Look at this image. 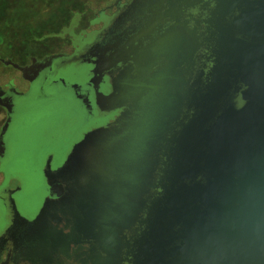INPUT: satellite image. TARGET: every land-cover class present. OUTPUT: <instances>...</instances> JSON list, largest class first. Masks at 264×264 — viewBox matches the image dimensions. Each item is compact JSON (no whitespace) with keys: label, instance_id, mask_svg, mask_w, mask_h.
I'll return each instance as SVG.
<instances>
[{"label":"water","instance_id":"95a60500","mask_svg":"<svg viewBox=\"0 0 264 264\" xmlns=\"http://www.w3.org/2000/svg\"><path fill=\"white\" fill-rule=\"evenodd\" d=\"M127 15L141 24L121 44L128 52L92 69L112 70L109 93L134 96L123 82H147L139 99L94 107L101 80L87 81L81 60L17 126L22 187L60 180L59 199L52 186L39 196L45 216L59 205L62 261L264 264V0H147Z\"/></svg>","mask_w":264,"mask_h":264},{"label":"flooded vegetation","instance_id":"af4514ba","mask_svg":"<svg viewBox=\"0 0 264 264\" xmlns=\"http://www.w3.org/2000/svg\"><path fill=\"white\" fill-rule=\"evenodd\" d=\"M139 1L146 2L147 0H112L99 11L91 9L88 11L91 17L85 27H80L82 19V14H80L72 35L61 36L67 37L66 40H68L65 50L42 58H31L23 65H18L12 61L8 63L15 77H11L5 84L0 83V116L2 118L0 124V185L5 177L3 173L4 161L6 158L9 160V167H5L4 170L7 178L6 186L0 193V264H69L62 261L59 252L60 240L57 237L60 235L58 227L61 226L59 205L51 210L54 211L52 217L45 216L44 212L46 209L50 211L51 207L45 204L49 199L44 201L45 199L39 196L42 194L45 198L47 187L52 186L53 190L49 197L53 196L55 201L57 198L59 199L61 196L59 191L60 180L56 175L53 177L43 175L39 179L38 185L36 184V189L33 188L32 193L25 190L29 184L22 187L24 184L20 181H23L24 174L21 172L22 167L18 166L20 160L17 161L20 149L15 147L24 148L26 146V142L20 141V139L22 140L21 136L26 134V129L17 126L25 117L29 107L32 106V102L39 101V93L59 89L58 84L70 66L69 64L81 60L88 62L87 67L89 69L85 72L88 77L87 81L101 80L96 81L94 85L89 82L92 84L90 88L93 90V94L89 96L94 101V105L96 104L94 107L99 108L101 106V104H97V100L116 101L127 97L134 100L139 99V91L143 90L142 86L147 82L134 78L123 82L124 86L120 88L123 91H133L134 96L131 94L118 95L116 91L109 93L103 82H107L105 76L112 70L101 67L99 72H95L92 69V67H97L99 63L108 66L110 60L121 59L128 52V49L123 50L121 44L126 37L135 36L136 31L132 28L141 26L139 21L136 24L132 20L133 17L127 15L128 7ZM139 19L141 18L139 17ZM118 55L119 57H117ZM97 58L103 60L98 61ZM69 69L72 70V67ZM21 81L22 84H20ZM96 89H99L102 94H99ZM73 99H76V89L74 93L71 91V100ZM86 99L88 100L87 97ZM41 108H39V114L47 116L48 111ZM44 131L50 132L47 138L49 142L46 143L47 148L57 151L61 145V140L55 134L56 127L50 125ZM43 145L45 146V143ZM14 148L17 151H14ZM55 153L58 155L57 152ZM30 156L34 161L36 160L34 153H31ZM19 192H25V197L30 196L28 197L29 201L21 202L19 195H17ZM31 197L33 200L30 199ZM47 224L52 226V230H47L50 227ZM51 235L52 237H50ZM70 264L80 263H74L73 260Z\"/></svg>","mask_w":264,"mask_h":264},{"label":"rangeland","instance_id":"374dc122","mask_svg":"<svg viewBox=\"0 0 264 264\" xmlns=\"http://www.w3.org/2000/svg\"><path fill=\"white\" fill-rule=\"evenodd\" d=\"M10 1V0H8ZM112 0H46L35 17H29L27 25L19 28L14 36L0 44V56L10 55V60L23 65L31 58L54 55L67 48V37H61L60 31L68 24L72 14H82L80 27L87 26L91 17L88 7L99 11ZM90 5V6H89ZM31 8H33L31 6ZM34 9V8H33ZM63 38V39H62ZM8 39V38H7ZM13 76L8 65L0 63V83L5 84ZM16 82V81H15ZM22 84V81L20 82ZM2 118L0 116V124Z\"/></svg>","mask_w":264,"mask_h":264},{"label":"trees","instance_id":"16d2710c","mask_svg":"<svg viewBox=\"0 0 264 264\" xmlns=\"http://www.w3.org/2000/svg\"><path fill=\"white\" fill-rule=\"evenodd\" d=\"M45 3L46 0H0V44H4L16 34L19 28L27 25L29 17L37 16L36 11L39 12ZM87 9L91 10L89 7ZM69 13L74 14H72L68 24L61 29L59 35H72L73 29L77 26L80 14L72 11ZM10 61V55L0 56L2 66L8 65Z\"/></svg>","mask_w":264,"mask_h":264}]
</instances>
